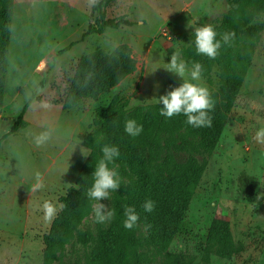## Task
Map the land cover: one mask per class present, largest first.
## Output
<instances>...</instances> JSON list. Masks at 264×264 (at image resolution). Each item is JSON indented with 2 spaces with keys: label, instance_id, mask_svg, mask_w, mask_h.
I'll list each match as a JSON object with an SVG mask.
<instances>
[{
  "label": "rangeland",
  "instance_id": "obj_1",
  "mask_svg": "<svg viewBox=\"0 0 264 264\" xmlns=\"http://www.w3.org/2000/svg\"><path fill=\"white\" fill-rule=\"evenodd\" d=\"M93 1L13 2L0 138L9 131L26 97L34 95L35 102L24 115L27 128L5 138L0 146V264H43L42 238L55 216L46 220L41 205L49 201L59 206V197L73 186L86 159L82 153L88 155L86 148L82 153L80 148L95 110L106 108L114 96L126 99L129 109L157 103L155 99L181 83L163 67L174 50L180 53L181 46L189 44L188 23L216 27L229 10L226 0H115L106 8L107 17L124 16L132 26L83 37L93 23ZM120 43L131 47L136 70L98 99H82L62 110L60 101L78 59L98 48L111 51ZM210 77V82L201 77L197 83L209 93L219 91L216 67ZM33 81L43 85L39 94ZM260 127H264V29L218 145L207 158L184 218V232L166 252H159L149 243L144 227H139V252L147 264H264V144L254 139ZM46 128L52 135L37 146L33 135ZM36 172L42 175L43 187L33 191ZM100 202L112 210L113 192ZM214 219L229 222L239 248L232 259L220 258L207 248ZM110 223L96 222L92 211L81 228L95 239ZM93 247V241L87 246L70 242L55 264H85Z\"/></svg>",
  "mask_w": 264,
  "mask_h": 264
},
{
  "label": "trees",
  "instance_id": "obj_2",
  "mask_svg": "<svg viewBox=\"0 0 264 264\" xmlns=\"http://www.w3.org/2000/svg\"><path fill=\"white\" fill-rule=\"evenodd\" d=\"M114 1L94 0L91 3L93 23L88 25L83 37L103 34L107 29L132 26L124 16L107 17L106 8ZM226 1L229 10L214 28L218 34L234 32L231 43L222 45L214 59L197 55L190 43L180 48L181 58L189 62V66L193 61L202 65L201 77L208 82L213 68L218 70L219 91L210 93L214 101L210 113L212 125L193 128L185 123L186 117L182 114L165 118L159 114L162 105L158 103L129 109L128 101L119 96H114L106 108H97L91 130L81 142L88 155L73 186L59 197L58 203L63 207L59 208L49 231L42 238L43 264L60 262L62 252L70 242L87 246L91 241L94 247L85 264H147L139 252L141 241L137 232L140 226L144 227L149 243L159 252H166L174 238L184 232V218L204 174L207 158L218 145L251 66L255 44L264 29V0ZM13 2L0 0V108L7 92ZM259 17L263 19L260 21ZM190 39L191 34L188 36ZM135 70L132 49L125 43L108 52L98 48L82 55L60 101L62 110L71 109L82 99L96 100L109 93ZM89 73L91 79L84 86V78ZM29 105L28 99L9 131L0 138V146L5 138L27 128L24 115ZM129 118L143 125L142 133L135 138L124 132V122ZM103 143H112L119 148L120 156L116 163L122 186L113 192L110 225L100 229L93 239L81 225L92 213L94 202L87 199L86 193ZM199 154L204 155L199 157ZM147 199L155 202L151 213L142 207ZM129 205L135 207L139 220L132 229H125L123 208ZM206 244L209 250L214 249L217 256L227 260L239 252L231 236L229 222L222 219L212 221Z\"/></svg>",
  "mask_w": 264,
  "mask_h": 264
},
{
  "label": "clouds",
  "instance_id": "obj_3",
  "mask_svg": "<svg viewBox=\"0 0 264 264\" xmlns=\"http://www.w3.org/2000/svg\"><path fill=\"white\" fill-rule=\"evenodd\" d=\"M187 27L192 29L190 44L194 45L195 53L197 55L206 56L214 59L219 53L218 50L222 45H228L234 39L235 33L231 31L219 33L211 24L190 25ZM219 36V38H218ZM166 71L181 79L178 86L171 87V90L166 91L165 94L160 95L155 101L162 105L159 107V114L165 118H172L174 116L183 115L186 117L185 123L193 128L210 127L212 125L211 111L214 108V101L212 100L208 89L199 83L201 78L202 65L199 62H186L181 58L178 51H173L169 57V62H164ZM91 79V73L84 78V86ZM32 87L36 94H39L42 89L38 82L33 81ZM30 104L35 101L31 96L26 97ZM42 107H48L47 104H41ZM143 131V125L138 123L135 119L129 118L124 122V132L135 138ZM31 134V133H30ZM52 133L51 130H45L33 135V142L40 146L46 143ZM254 139L257 143L264 144V127H260L255 131ZM80 144V142H79ZM80 151L82 153V149ZM100 157L97 160L94 170L91 173L92 183L87 189V199L94 202L92 211L95 220L98 223L110 222L113 217V211L110 207L101 203L102 199H108L110 192H116L122 186V178L118 171L116 161L120 156V151L117 145L112 143H103L100 146ZM83 156L87 157L82 153ZM43 187V178L39 172L34 174V182L32 190L37 191ZM44 218L46 220L55 216L58 208L62 205H54L49 201H44L41 205ZM143 210L151 213L155 208V202L151 199L144 201ZM123 227L125 229H132L139 220V214L134 206H125L123 208Z\"/></svg>",
  "mask_w": 264,
  "mask_h": 264
}]
</instances>
